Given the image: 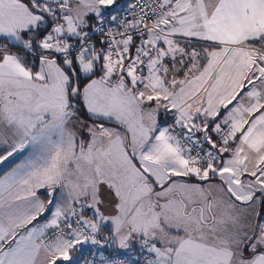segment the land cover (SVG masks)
I'll list each match as a JSON object with an SVG mask.
<instances>
[{
  "label": "snow or ice",
  "instance_id": "1",
  "mask_svg": "<svg viewBox=\"0 0 264 264\" xmlns=\"http://www.w3.org/2000/svg\"><path fill=\"white\" fill-rule=\"evenodd\" d=\"M0 264H264V0H0Z\"/></svg>",
  "mask_w": 264,
  "mask_h": 264
}]
</instances>
